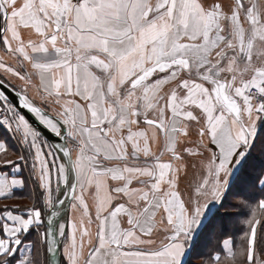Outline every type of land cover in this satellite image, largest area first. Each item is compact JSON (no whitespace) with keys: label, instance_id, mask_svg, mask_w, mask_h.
<instances>
[{"label":"snow or ice","instance_id":"1","mask_svg":"<svg viewBox=\"0 0 264 264\" xmlns=\"http://www.w3.org/2000/svg\"><path fill=\"white\" fill-rule=\"evenodd\" d=\"M0 129V264H264V0H0Z\"/></svg>","mask_w":264,"mask_h":264},{"label":"crops","instance_id":"2","mask_svg":"<svg viewBox=\"0 0 264 264\" xmlns=\"http://www.w3.org/2000/svg\"><path fill=\"white\" fill-rule=\"evenodd\" d=\"M4 133H3V130L2 129H0V135H3ZM20 203H23V204H28L29 202L28 201H21Z\"/></svg>","mask_w":264,"mask_h":264},{"label":"trees","instance_id":"3","mask_svg":"<svg viewBox=\"0 0 264 264\" xmlns=\"http://www.w3.org/2000/svg\"><path fill=\"white\" fill-rule=\"evenodd\" d=\"M229 228H230V230L233 228V225L231 223L229 224Z\"/></svg>","mask_w":264,"mask_h":264},{"label":"water","instance_id":"4","mask_svg":"<svg viewBox=\"0 0 264 264\" xmlns=\"http://www.w3.org/2000/svg\"><path fill=\"white\" fill-rule=\"evenodd\" d=\"M26 115H28L27 113H25ZM29 118L31 119V117L29 116ZM47 134V133H46Z\"/></svg>","mask_w":264,"mask_h":264}]
</instances>
